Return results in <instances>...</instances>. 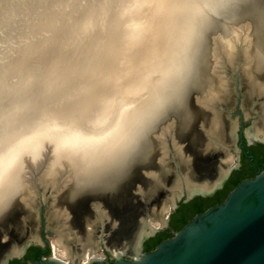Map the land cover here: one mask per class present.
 Returning <instances> with one entry per match:
<instances>
[{"label": "bare ground", "instance_id": "bare-ground-1", "mask_svg": "<svg viewBox=\"0 0 264 264\" xmlns=\"http://www.w3.org/2000/svg\"><path fill=\"white\" fill-rule=\"evenodd\" d=\"M212 1L25 0L22 9L19 1L3 3L0 203L7 185L26 164L24 153H36L46 140L53 144L45 169L53 180L58 170L65 168L64 160L71 167L74 154L78 153L84 164H102L127 147L157 107L179 87L190 65L199 22H205ZM222 2L215 3L220 7ZM247 24L228 39L219 35L215 40L213 97L221 90L226 94L225 68L235 65L238 58L254 79L256 85L252 86L260 95L264 93V80H258L254 67L258 50L254 51L247 31L252 28ZM248 134L264 139V126L253 127ZM175 184V188L181 187L178 181ZM186 188L207 189L208 185L186 180ZM169 210L170 204L162 207L164 217ZM58 211H54L56 217L65 216L67 225L69 212ZM159 219L150 221L159 226ZM88 226L92 227L91 223ZM71 233L68 227L52 241L56 258L68 264H86L99 257L90 232L80 249L72 246ZM137 244L112 246L111 250L116 255L134 254Z\"/></svg>", "mask_w": 264, "mask_h": 264}, {"label": "water", "instance_id": "water-1", "mask_svg": "<svg viewBox=\"0 0 264 264\" xmlns=\"http://www.w3.org/2000/svg\"><path fill=\"white\" fill-rule=\"evenodd\" d=\"M217 1L213 0L212 6L206 9L208 16L205 22H199L197 41L192 48L190 65L182 74L179 87L174 89L170 98L157 107V110L155 109L156 112L146 120L142 128L140 127V133L132 142L119 150L113 159L102 164H84V161L82 162L79 158L80 155L74 154L71 158L73 160L71 167L64 160L65 168L58 170L54 180L47 177L46 171L38 175L39 173L35 172L33 160H26L23 169H20L13 182L7 185L5 199L0 203V218L17 203L29 212L39 210L41 222L45 224V209L48 206H54L60 195L64 194L70 185L67 196L71 198L80 197L85 190L95 193L88 201L87 208L91 214L96 213L103 220L107 212L102 210L104 207L100 201L102 199L100 194L110 190L109 194L116 199L119 195L116 194L115 189L124 182V177L128 178L132 173H137L138 177L146 181L151 180L157 185L162 184L161 173L145 170H149L146 168L151 166L163 168L167 161V154H170L174 160L177 181L181 187L175 188L174 182L168 189V200L163 206L170 204L175 210L181 202L186 203L197 196L211 197L222 189L240 163V144L242 145L243 138L248 145L264 144V139L254 138L248 134L257 122L255 118H247L248 113L245 115L239 79H235L239 95L235 105L237 110L233 111L226 105L228 96L213 97L210 92L213 83V52L208 58L209 63H205L206 69L202 71L199 57L205 51L204 45L207 46L206 49L208 45H214L219 36L207 39L211 28L218 24V18L225 20L231 28L235 25L237 18H245L244 22L251 25L252 36H254V24L257 23L259 26L255 31V36L260 38L259 43L256 44L258 58L255 69L257 73H260L264 69V13L260 7L264 0H223L220 7L216 4ZM227 69L233 72L230 64ZM226 87L228 89V84ZM190 91L191 96H189ZM255 113L258 114V111ZM199 115L204 116V119L194 125ZM223 116L227 120L223 119L222 122ZM236 116L237 119H233ZM193 125L200 136L199 144L204 149L215 144L223 150H221L219 169H216L215 173L213 169L208 173V179L204 181L207 182L208 188L189 191L186 188V177H190L195 185H199L203 183L200 182L203 176L192 177L181 171V162L177 159L186 164L187 170L192 168V163L191 158L184 153L182 145H179L177 135L179 131L183 132L184 129ZM223 135L227 137L226 144L220 140ZM240 138L242 141L239 144ZM231 147L237 154V163L227 167V161L223 158ZM154 154L153 162L149 164L147 158ZM140 167L145 169L138 171ZM26 168L30 170H25ZM26 174H29L31 178ZM64 174L67 176L61 180ZM137 190L141 191V186L134 185L128 190V196H134ZM143 196L146 197L145 192ZM95 199L97 201L93 202ZM51 200H53L52 203ZM71 210L74 211L73 206ZM156 211L154 209L139 210L133 229L129 230L128 235L124 234L130 240L125 243L120 242L119 245L137 242L134 254L116 255L108 247L106 251L112 257V262L95 257L87 264H264V170L253 178L240 181L222 203L197 214L172 237L161 241L154 250L142 252L145 242L160 231L148 222L149 216L160 218L163 227L169 225L172 210L166 217H163V214L156 215ZM86 222L85 218L80 221L82 230H86ZM1 235L0 242H2ZM100 238L104 243L103 234ZM31 240H42L45 251L44 256L37 255L35 261L27 264H68L52 253L46 255L51 250L49 240L45 234H42L41 240L35 237L33 230L21 245L5 256L2 264H8L12 258H23L28 249L34 246Z\"/></svg>", "mask_w": 264, "mask_h": 264}, {"label": "rangeland", "instance_id": "rangeland-1", "mask_svg": "<svg viewBox=\"0 0 264 264\" xmlns=\"http://www.w3.org/2000/svg\"><path fill=\"white\" fill-rule=\"evenodd\" d=\"M8 1H16L17 4L21 9L24 7L25 0H0V8L3 6V3ZM212 6V4H210ZM18 7V8H19ZM218 24L216 26L212 27L209 33L207 34V39L210 40L213 36L221 35L224 39H228L231 37L237 30L241 29L242 27L249 26L247 23L244 22L245 18H237L235 25H233V28L228 26L225 23V20H222L221 18H218ZM250 28V27H249ZM247 29L248 35L251 37L253 45H254V51L256 48V44L259 43L260 38L256 35L255 31L259 28L258 24H254L253 26V35L252 31ZM216 42V41H215ZM239 47L241 46V43H239ZM204 45L205 51H203L199 57L200 60V67L201 71L206 69V62L209 63V57L211 56V53L213 52V61H212V68L214 70V47L215 43L208 45ZM257 59V55H256ZM239 58L237 61H235V65H231L233 68V72H230L228 69L225 68V73L227 75V84L228 88L226 89V94L221 90L217 94L218 97L225 95L228 96V100L226 101V105L233 110L236 111V102L239 95L238 89H237V82L235 79H239V83L241 85V91H242V98H243V105L245 109V115L248 113L247 118H255V121L257 122V125L255 128L263 127L264 123V93H261L258 91V88L252 85H256L254 82V79H250V76L247 74V71L245 70L244 61L241 60V65L239 62ZM239 63V65H238ZM243 63V64H242ZM256 64V63H255ZM254 64V67L256 66ZM243 66V67H242ZM208 67V66H207ZM235 68V69H234ZM246 72V73H245ZM256 72V69H255ZM258 80L263 81L264 80V69L260 71V73H257ZM247 75V76H245ZM232 77V78H231ZM261 77V78H260ZM230 80H229V79ZM250 79V80H248ZM248 80V81H247ZM248 82V83H247ZM250 82H253V84ZM251 86V87H250ZM250 87V88H249ZM247 88V89H246ZM250 89V90H249ZM254 89V90H253ZM256 89V90H255ZM252 90L254 92H252ZM252 93H251V92ZM256 92V94H255ZM259 92V93H257ZM250 93V94H249ZM255 94V95H252ZM258 94V96H257ZM263 94V95H262ZM192 95V92L190 91L189 96ZM255 111H258V114L255 113ZM204 119V116L199 115L195 119L194 125L198 123V121H202ZM223 119H226L225 116L221 119L222 122ZM233 119H237V116ZM227 120V119H226ZM225 120V121H226ZM230 120V119H229ZM194 125L191 127H187L183 130V132L179 131L177 138L179 140V145H182L184 153L188 156V158H191L192 168L187 170L186 164L183 163L180 159H177L181 162V171L183 174H189L192 177H200L203 176L202 180L200 182H204L208 179V173L212 172L214 169V173L216 169H219L220 165V159L222 158L221 150H223L221 147L211 144L207 149H204L199 143L200 136L198 133L194 130ZM177 132V130H176ZM220 140L227 143V137L223 135ZM54 143L53 141H51ZM53 144L47 142L42 146V148L38 151H35L36 153H24L26 154L25 157L27 160H30L32 156L33 165L35 172H38L40 174H43L45 172L46 167L49 165L52 158V151H53ZM155 153V151H154ZM156 154V153H155ZM148 156L147 161L149 164L153 162L154 156ZM37 155V156H36ZM176 155V154H175ZM232 156L233 160H229V156ZM30 156V157H29ZM37 158H36V157ZM226 158V159H225ZM31 160V161H32ZM223 160L227 161V167L233 166L237 163V154L235 150L231 147L230 151L227 153V155L224 156ZM143 168H138L137 170L140 171ZM145 169V168H144ZM143 169V170H144ZM149 170V172L154 173H161L162 176V184L157 185L156 182H152L151 180H144L138 177L137 173H132L130 176L124 177V182L115 189L117 196L116 199L112 198V195L109 194L110 190H107L105 192H102L100 200L104 210L107 212L106 215L102 218H99L96 213L91 214L88 211V201L91 197L94 196L95 193H93L90 190H85L82 192L80 197H70L67 196L68 188L64 191V194L60 195L59 200L55 202L54 206H48L45 209V224H42L41 222V216L40 211L37 210L35 212H29L26 208H24L20 204H14L13 207L8 209V211L0 218V235L2 237V242H0V264H2L5 256L12 251L15 247L21 245L25 238H27L33 230V235L40 240L42 239V234H45V237L49 240L51 250L50 254H53V246L52 241L57 238L58 233L60 231L66 232V230L71 231L72 228V234L70 240L72 246L74 249H80L82 243H84L88 239L89 232L91 233L92 242L95 244L98 248L97 255L99 257L103 258L104 260H108L111 256L106 251V248L112 247V246H122L119 245L120 242L125 243L128 242L130 239L128 237H125V235L129 234V230L133 229V223L136 221V215L139 210H147V209H154L157 210L156 215L162 214V207L165 201L168 200V189L173 186L174 182L177 181V173H176V167L174 164V160L171 158L170 154H167V161L165 162V166L162 168V166L156 167L151 166L150 168H146ZM25 170H30L29 168H26ZM64 170V169H61ZM58 174V173H57ZM56 174V175H57ZM55 175V176H56ZM67 174H64L60 179H64ZM28 177L31 178L29 174H27ZM60 175L58 176L59 179ZM186 180H191L190 177H188ZM134 185L141 186V191L137 190L134 193V196L129 197L128 190L133 188ZM176 185V184H175ZM145 192L146 197L143 196V193ZM36 198H38V195L36 194ZM97 200H93V202H96ZM51 203L53 200L50 201ZM57 204V205H56ZM160 205V206H159ZM71 206L74 207V211L71 210ZM158 206L161 209H158ZM55 207V208H54ZM65 208V209H64ZM55 210H59L61 214H63L64 211L69 212V219L68 224L65 225V216L63 218V215H58L56 217ZM170 210L173 209L170 206ZM169 210V211H170ZM54 212V213H53ZM53 213V214H52ZM116 213V214H114ZM60 217L61 219L59 220ZM82 217V218H81ZM154 218V216H149L148 222L155 226L154 223H152L150 220ZM164 217V216H163ZM57 218V219H56ZM85 218L87 220L86 222V230H82L80 227V221ZM91 220V221H90ZM57 221V222H56ZM90 221V222H89ZM159 221V220H158ZM88 223H91L90 228H88ZM71 224V226H69ZM64 226H68L67 228ZM63 227V228H62ZM156 228H159V232H163L166 230L167 226L163 227L161 224L159 226H155ZM66 228V229H65ZM63 229V230H62ZM136 231V230H135ZM158 232V233H159ZM126 233V234H125ZM103 234V240L104 243L101 242V236ZM125 234V235H124ZM70 238V239H71ZM32 243L36 246H41L45 248V244L43 241L39 240H31ZM118 244V245H116ZM127 247L126 245H123ZM47 255V254H46ZM44 256V255H43ZM15 259V258H12ZM11 259V260H12ZM9 264V263H8ZM77 264V263H72Z\"/></svg>", "mask_w": 264, "mask_h": 264}, {"label": "trees", "instance_id": "trees-1", "mask_svg": "<svg viewBox=\"0 0 264 264\" xmlns=\"http://www.w3.org/2000/svg\"><path fill=\"white\" fill-rule=\"evenodd\" d=\"M261 146H264V144H261ZM242 180L243 178L238 175L237 171H234L233 175L228 179L225 186L217 191L215 195L211 197L197 196L194 200H192L190 204L181 203V206L172 216L170 228L164 230L163 232H159L155 236L149 238L144 244L145 252L154 250L161 241L172 237L175 232L182 229L183 226L187 224L188 221L192 220L197 214L206 211L215 204L222 203L227 198L229 193ZM40 250V246H31L23 258L12 259L10 260L9 264H27L29 262L35 261ZM49 254L50 251L47 253V255Z\"/></svg>", "mask_w": 264, "mask_h": 264}, {"label": "flooded vegetation", "instance_id": "flooded-vegetation-1", "mask_svg": "<svg viewBox=\"0 0 264 264\" xmlns=\"http://www.w3.org/2000/svg\"><path fill=\"white\" fill-rule=\"evenodd\" d=\"M241 141L242 139L240 138L238 140V143L240 144ZM261 144L262 143L248 145L246 139L243 138L242 145L240 144V163L238 167L234 170V171H237L238 175H240L243 178V180L248 179V178H253L259 172L264 170V146H261ZM234 171L232 172L230 177L233 175ZM192 200L186 203L190 204ZM181 203L175 210H173L171 214V219H172L173 214H175L176 210L181 206ZM171 219H170V222H171ZM170 222H169V225L166 227L167 229L170 228ZM44 251H45V248L41 247V250L39 251L37 255L43 256ZM142 252H145L144 247L142 249ZM107 261L112 262L113 261L112 257H110Z\"/></svg>", "mask_w": 264, "mask_h": 264}, {"label": "snow or ice", "instance_id": "snow-or-ice-1", "mask_svg": "<svg viewBox=\"0 0 264 264\" xmlns=\"http://www.w3.org/2000/svg\"><path fill=\"white\" fill-rule=\"evenodd\" d=\"M262 13H264V3L260 5Z\"/></svg>", "mask_w": 264, "mask_h": 264}, {"label": "built area", "instance_id": "built-area-1", "mask_svg": "<svg viewBox=\"0 0 264 264\" xmlns=\"http://www.w3.org/2000/svg\"><path fill=\"white\" fill-rule=\"evenodd\" d=\"M87 264V263H86Z\"/></svg>", "mask_w": 264, "mask_h": 264}]
</instances>
